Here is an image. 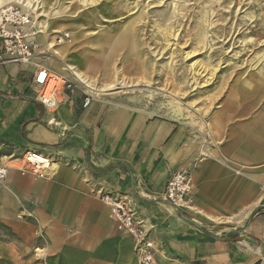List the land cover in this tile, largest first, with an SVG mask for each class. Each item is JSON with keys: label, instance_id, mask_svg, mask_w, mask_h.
Returning <instances> with one entry per match:
<instances>
[{"label": "crops", "instance_id": "1", "mask_svg": "<svg viewBox=\"0 0 264 264\" xmlns=\"http://www.w3.org/2000/svg\"><path fill=\"white\" fill-rule=\"evenodd\" d=\"M48 27L41 23L43 30L37 34L41 50L46 51L51 36L47 35L51 31ZM103 33L93 37L98 43L96 55L81 42L74 50L58 48L60 57L52 50L60 59L72 54L66 68L48 61L66 76L76 79L77 71L99 88L112 85L105 79L107 85L102 87L96 76L88 73L96 64L92 56L97 58L103 54L100 48L106 47ZM42 67L51 69L46 64ZM36 73L35 65L9 61L0 40L1 165L13 163L6 177L10 190L4 192L0 208H39L42 220L51 221L53 228L77 230L60 251L65 264H137L131 239L117 232L110 209L96 198L93 188L132 197L140 214L148 219L153 238L164 249L163 264H264V171L250 180L235 176L220 163L206 161L193 178L195 208L179 211L162 197L171 175L182 170L184 142H180L184 138L173 137L174 126L164 118L108 107L103 96L109 92L102 94V101L93 93L99 101L93 99L84 108L81 92L72 95L65 91L61 105L47 111L34 98ZM213 121V142L219 143L225 133L218 131L220 121ZM230 144L241 146L239 142ZM230 147H222L226 155L243 157L241 152H230ZM248 147L245 149H252ZM29 149L61 160L54 162L52 179L24 176L16 166L20 159L4 160ZM233 162L264 168V161ZM180 214L199 227L183 221ZM233 231L238 232L229 235Z\"/></svg>", "mask_w": 264, "mask_h": 264}, {"label": "rangeland", "instance_id": "2", "mask_svg": "<svg viewBox=\"0 0 264 264\" xmlns=\"http://www.w3.org/2000/svg\"><path fill=\"white\" fill-rule=\"evenodd\" d=\"M46 1L51 15L45 17L42 0L41 8L36 4L33 9L38 11L32 13L33 31H42L41 23H44L46 27L49 25L51 31L47 35L51 36L46 51L41 50L36 35L34 62L40 66L49 65L61 89L65 82H70L82 94L99 101L71 74L66 76L52 67L49 59L66 68L72 54L57 58L49 44L53 43L54 49L69 46L74 50L83 42L96 55L99 52L98 43L93 41L96 33L100 37L103 32L120 29L112 35L115 39L110 43L111 64L102 60L88 73L96 76V83L103 87L107 85L105 74L118 71L126 81L112 84L115 90L103 96L106 105L136 110L152 119L164 118L174 126L173 137L184 138L180 142H184L181 172L189 177L191 203L188 207L178 205L180 209L195 208L193 178L206 161L220 163L235 176L250 180L263 173L264 168L246 167L233 161H264V0ZM59 10L64 14H54ZM70 12H75L73 18L81 23L75 30H78L76 42L75 36H66L70 30L62 29L56 22ZM133 21L138 24L139 32L134 33L137 46L131 51L122 48L121 38L117 37L130 33ZM213 120L220 121L218 131L225 133V139L219 143L213 142ZM230 142H239L241 146L233 148ZM223 146H231L230 152H241L243 157L226 155ZM248 146L252 149H245ZM2 155L0 152V169L7 170L8 175L13 163L9 167L1 165ZM23 157L21 154L4 160L20 159L16 166L21 172ZM57 161L61 160L53 157V162ZM65 164L70 166L67 161ZM7 175L0 178V201L4 192L10 190L6 184ZM54 176L51 174L48 179ZM93 190L99 199L98 189ZM38 209L0 208V264L66 263L60 259V251L67 247L64 243L76 236L77 230L53 228L51 221L42 220ZM117 232L131 239L139 264L132 237L118 229ZM156 244V264H163L166 260L164 249L157 241Z\"/></svg>", "mask_w": 264, "mask_h": 264}, {"label": "built area", "instance_id": "3", "mask_svg": "<svg viewBox=\"0 0 264 264\" xmlns=\"http://www.w3.org/2000/svg\"><path fill=\"white\" fill-rule=\"evenodd\" d=\"M32 20V13L19 4L1 8L0 40L9 61L36 66L37 73L33 79L34 98L47 111L53 112L61 105L62 92H65V89L72 95L79 91L70 82H65L61 89L57 77L47 68L34 62L36 33L33 31L35 27ZM83 95L85 97L83 107L87 108L93 97L89 94ZM23 160L22 175H29L35 180L50 178L53 163L51 155L38 149H29L24 153ZM6 175L7 170L0 169V178ZM98 195L109 207L118 231L131 236L134 240L139 264H156L157 244L152 235L153 229L148 219L140 214L132 197L104 190H99ZM162 195L164 200L176 206L188 207L191 203L188 174L181 171L172 174Z\"/></svg>", "mask_w": 264, "mask_h": 264}, {"label": "bare ground", "instance_id": "4", "mask_svg": "<svg viewBox=\"0 0 264 264\" xmlns=\"http://www.w3.org/2000/svg\"><path fill=\"white\" fill-rule=\"evenodd\" d=\"M14 0H0V9L1 8H6V7H10L12 6L13 4H19L22 6V8H24L25 10H27L29 13H37V11L35 9H33L35 7L36 4H38V8L40 7L41 8V0H15L16 2L14 3H10ZM78 1V0H77ZM43 2V5H42V8L44 9L45 13L47 15H51L50 14V11H49V6L47 5V1L46 0H42ZM7 3H10V4H7ZM6 4V5H5ZM124 10V9H123ZM110 13V12H109ZM54 14L56 15H61V14H64L62 12V10H59L57 12H55ZM75 14V12H70L69 16H67L66 18H58L56 20L57 22V25L59 27H61L62 29H69L70 30V33H67L66 36L67 37H71L72 35L76 34L74 33L75 30L78 28V24H81V23H78L77 20H75V18H73V15ZM98 16V15H97ZM144 19V17L142 19H140V21H142ZM164 21V20H162ZM128 26V25H127ZM132 26V31H129L130 33H123V34H120L118 37L116 35V37L118 39L121 38V44H122V48H126V50H131V51H134L137 46V44L135 45V42H134V33L135 32H139L138 31V24L136 23V21H133V23L131 24ZM129 28V27H128ZM127 29V27H126ZM184 29V28H183ZM120 30V29H119ZM119 30H114V31H106L104 32L102 35L104 37V42L105 43V46L104 48H100L102 51H103V54H99L96 58V56H92V61H93V64H97L98 62H101L102 60L104 62H106V64L110 65L111 64V60L113 59V56L111 55L110 53V43H112L114 41V37H112L113 34H116V31H119ZM127 32V31H126ZM40 33V31L38 32ZM36 33V35L38 34ZM138 37V36H137ZM76 39V38H75ZM138 39V38H137ZM136 41V40H135ZM144 43V42H143ZM115 44V43H114ZM116 45H117V42H116ZM115 45V46H116ZM49 46L51 47V49L53 50L54 54L58 57L62 56L61 54V51H59L58 49H54L55 45L53 44H49ZM120 46V45H119ZM143 46V45H141ZM140 46V48H141ZM79 50V49H78ZM89 50V49H88ZM87 51V49H86ZM89 53V52H88ZM143 53V51H142ZM149 57V56H148ZM115 58V57H114ZM77 60H80L79 56L77 57ZM149 60V59H147ZM81 63H83V65L86 64L85 60L81 59L80 60ZM90 61V60H89ZM140 61L139 57H138V62ZM145 61V60H144ZM141 63V62H140ZM154 63V62H153ZM151 64V63H150ZM147 65V64H146ZM156 65V64H155ZM145 66V65H144ZM151 67V66H150ZM71 68V66H70ZM146 72V71H145ZM143 73V71H142ZM141 73V74H142ZM74 76L75 78L79 81V83L81 85H83V87L88 91L92 92V93H96L98 96H99V100L102 101V94H106L107 92L109 91H113L115 90V87L110 85V86H106L104 88H99L98 86H96L94 83L90 82L88 79L85 78V76L83 75V73L81 72H77L75 71L74 72ZM90 76V75H89ZM148 76V75H147ZM107 81H112V83H117L119 80H123V81H126V78L124 76H122L118 71L116 72H110V73H106L105 74V77H104ZM139 78L138 77V80L139 81ZM147 78V77H146ZM137 79V78H136ZM141 79V78H140ZM136 81V80H135ZM141 81V80H140ZM73 83V82H72ZM76 84V83H74ZM78 87H80L78 84H76ZM81 88V87H80ZM88 91V92H89ZM213 125V124H212ZM211 125V126H212ZM213 130V129H212ZM214 133V132H213ZM215 134V133H214ZM223 134V133H221ZM223 136V135H221ZM224 137V136H223ZM55 169V164L54 162L52 163V167H51V171H53Z\"/></svg>", "mask_w": 264, "mask_h": 264}, {"label": "water", "instance_id": "5", "mask_svg": "<svg viewBox=\"0 0 264 264\" xmlns=\"http://www.w3.org/2000/svg\"><path fill=\"white\" fill-rule=\"evenodd\" d=\"M163 202L164 203H169V204H171V205H173L174 207H176L179 211H181V209L178 207V206H176V205H174L173 203H170V202H168V201H165V200H163ZM180 216V218L183 220V221H185V222H187V223H189V224H192V225H194V226H197V227H199L198 225H196V224H194V223H192V222H188L181 214L179 215ZM238 231H233L232 233H230L229 235H233V234H236Z\"/></svg>", "mask_w": 264, "mask_h": 264}]
</instances>
